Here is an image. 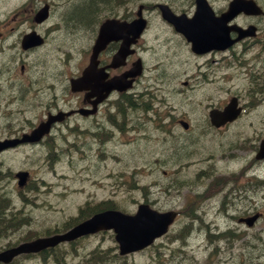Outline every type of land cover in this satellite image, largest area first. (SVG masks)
<instances>
[{"label":"rangeland","instance_id":"obj_1","mask_svg":"<svg viewBox=\"0 0 264 264\" xmlns=\"http://www.w3.org/2000/svg\"><path fill=\"white\" fill-rule=\"evenodd\" d=\"M139 1L136 0L131 4L133 9L136 8ZM106 3L102 2L101 4L104 10H108ZM96 17V13L89 17L90 25L88 24L89 22L86 25L80 23L81 29L78 31L74 28H69L64 32V37L62 38L68 39L67 47L63 48L62 46L61 49L42 51L39 54L34 51L29 55L23 53L20 55L19 64L24 63L28 67L27 71L33 77L36 85L41 82L45 86L48 80L53 78L51 90H54L57 96L66 94V100L60 102L58 109L61 107L73 108L79 100L78 94L67 91L65 85L69 81L67 78L70 75L78 74L81 66L87 61L89 51L85 50V41L88 37L82 29L89 30ZM69 23L71 22L69 21ZM144 40L146 45L140 54L144 58L147 70L144 77H150L148 82V91L151 94L149 101L153 107L162 112H167V107L171 106L172 117L163 115L152 116L151 123H148L146 128L134 126L130 129L131 127H123L122 125V128H118V130L113 129L112 142L114 146H111L112 151H107L104 155L98 153V155L93 156L90 152L87 154L88 156H85L84 152H80L82 145H84L85 137H83V134L75 132L66 137V126L56 129L53 127L54 129L50 131L51 138L55 137L56 143L60 147L67 146V153L62 154L60 161H56L53 167L46 162L45 145L43 146L42 144L34 147L23 146L0 154V159L5 162L2 166L4 171L17 168L29 169L33 173V177L43 178L44 180V183L39 184L40 190L28 193L31 198L35 199L33 204L28 203L25 206L30 214V217H27L29 224L20 227L17 231H8L7 234L0 235V247L19 237L22 231L23 233L27 231V227H31L35 232L44 233L43 231L61 225L71 219L70 217L76 215L79 203L89 197L103 199L109 195L113 199L118 198L119 203L115 200L116 206L132 211L135 210L138 202L145 201L146 197H148L153 201V204H158L163 206V208L174 206L179 212L168 233L149 248L128 255H120L113 234L110 233L111 231H105L88 236L81 243L82 247L80 245H75V247L64 246L56 254H48V261L52 262L50 264L56 261H63L65 264H88L86 256H88L89 251L95 246H100L106 251L105 256L108 259L102 264H264V244L263 246L258 244V239H261L259 234L264 237V233H262L264 230L261 228L264 225V218L252 228H247L241 238V235H237L233 239H225L226 234L221 239L215 235L206 237V232L209 234L228 229V224L231 225L230 229L233 233L237 234L240 230L242 231L243 226L237 223V216L245 214L252 202L259 197L262 185L260 178L253 179L251 183L242 186L236 197L229 198L230 202L236 199L247 200L245 206L242 205L236 210L234 209L238 202L233 205V208L229 205L219 207L216 205L219 198L212 202L210 198L203 197L205 196L203 193H198L200 205L204 209L201 211L202 208L197 207L198 213L195 214V217H199L198 219H190L187 216L192 202L187 201L186 194H195L202 191L205 183L207 184L208 182V178H205V180L201 179L192 187H183L181 185L176 188L160 186V180L164 182V178L161 170L158 169L168 168L172 172L168 175L169 178H175V174L183 177L182 173L184 172L185 175L190 172L196 174L194 170L196 165L193 164L187 167L184 164L185 161L181 162L183 165L178 167L180 172L177 173L174 165H168L167 162L162 165L152 163L155 162L153 158L159 157V155H164L165 160L168 154L176 155L179 145L185 142L195 144L201 154L209 151L215 152L214 158L218 160L217 167L219 169L216 173H224L236 169L240 164L251 158L252 152L249 147L238 148L235 152L239 157L232 161H227L226 158H223L221 153H227L230 148L227 144L236 140L235 135L232 132H220L207 128L205 126V117L199 113L200 107L194 104L195 101L190 98L187 99V97H179L176 94L177 89L184 87L182 81L186 80V75L191 74L186 65L182 63L183 61L180 63L181 57L186 56L184 52L180 48L177 53L168 51L167 54H164L156 49L157 46L154 45L156 40L152 35L145 36ZM13 75L14 73H11V76ZM19 85L27 86L25 81L20 82ZM29 91L31 89L26 90L23 94H27ZM47 103L48 100H46L42 92L26 98L23 103H19L9 95H7L6 99L0 98V106L2 105L3 108H11L12 110L17 108L19 112V114L16 113L17 117L31 121V125L37 123L45 115ZM107 107V105L103 106V108ZM179 117L190 119L191 130L183 129V127L176 124ZM70 118H68V121L71 122L69 125H76L80 132H82L80 128L85 126L90 128L92 126V122L88 120L82 121V126L79 128L77 120L80 118ZM98 118H101L100 114ZM255 118L254 114L248 115V120L251 121V124L246 127L241 125L243 131L240 132L241 137L239 140L246 146L249 145L250 140H256L258 135L264 133V130L254 133V128L250 127L257 124ZM248 120H245L246 124ZM16 123V121H8L6 128L1 133L5 135L6 132H14L17 129ZM19 123V127L23 128V130L30 128L27 123ZM154 123L160 126H156ZM154 127L157 128L156 131L153 133L147 132ZM170 128H173L172 132H170ZM119 129L125 131V135H122V138L127 139L130 137V139L143 140L147 147L142 146L141 143L119 142L118 139L121 138ZM61 130L64 131L61 132ZM139 130H143L145 133L139 132ZM83 133L85 134V132ZM87 137L91 140V136ZM164 139H168L165 145L162 143ZM105 149L106 147L103 148L104 152ZM146 154L151 156L150 161L146 158ZM105 155L109 157L107 158ZM102 159V163L97 162ZM149 167L152 168L150 169ZM263 171L264 166L261 167V173H264ZM251 172L252 170H249L247 175H252ZM188 177L196 178L193 175ZM129 182H131L130 189L127 190L126 186ZM0 187L6 190V194L12 202L18 207L21 206L19 196L12 189V181L10 179L0 180ZM219 187L228 189V191L234 189V186L223 183ZM234 214H236L235 217L233 216ZM185 222H190L192 229L189 230L190 235L186 237L185 245L179 247L181 242L173 240L176 238H172V233ZM245 235L247 239H255L254 242L250 244L244 242L245 239L243 238ZM162 246L167 247V250ZM178 247L181 252H174V256L171 258L170 253L172 252L168 253V251ZM21 261L22 264H43L38 259L30 261L23 259Z\"/></svg>","mask_w":264,"mask_h":264},{"label":"flooded vegetation","instance_id":"obj_2","mask_svg":"<svg viewBox=\"0 0 264 264\" xmlns=\"http://www.w3.org/2000/svg\"><path fill=\"white\" fill-rule=\"evenodd\" d=\"M68 1L70 0H0V98L6 99L9 95L19 103H23L26 98L42 92L48 100L44 117L49 112L57 111L60 102L66 100V94L57 96L54 90H51L53 78L48 80L45 86L41 82L36 85L33 77L27 71L28 67L24 63L19 64V61L22 53L29 55L36 51L39 54L49 49L67 47L68 39L62 38L64 32L69 28L78 31L81 29L80 23L86 25L89 22L88 18L85 22L76 20L77 22L69 23L75 6L86 0H77L72 4ZM134 1L136 0H97L98 3L96 2L97 4L95 3L92 7V11L94 10L97 17L89 30L82 29L88 37L85 41V50L89 53L87 61L81 66L79 73L73 75H79L81 82L80 89L73 92L78 94L79 100L77 103L75 102V107L70 108L74 109V113L69 115L80 118L78 119L79 128L82 126V121L90 120L92 122L90 128L87 126L80 128L85 132V134L83 133L85 138L81 152H84L85 155L90 152L92 156L98 155V153L104 155L107 151H112L111 146H114L112 142L113 129L118 130V128H122V125L131 127L130 129L134 126L146 128L148 123H151L152 116L172 117L171 106L167 107V112H162L153 107L149 101L151 94L148 91V82L150 77H144L147 70L144 58L140 54L146 45L145 36L149 34L156 40L154 45L157 46L158 52L177 53L181 48L186 55L181 57L180 63L183 61L182 63L186 65L191 74L186 75L187 81H182L184 87L176 90L177 96L187 97L195 102L204 99L207 101L209 110L224 107L230 102L232 96H236L237 103L241 107L239 116L232 122L227 121L219 126L209 124L212 125L211 129L220 132L234 129L236 132H241L243 130L241 125L246 127L251 124V121L248 120L247 124L237 123V121H240L242 116L254 114L258 123L250 127L254 128L255 133L262 132L264 130V0H140L141 13L145 19V28L140 37L131 39L132 35H129L128 30L114 29L116 36L119 34L127 36L128 54L125 61L117 66L109 65L112 54L123 42L122 38L111 36L105 40L103 48L97 55L96 75L92 76L90 72L84 71L88 66L89 54L103 20L106 18L125 21L134 19L136 11L131 6ZM102 2H107L108 10L102 8ZM41 7L46 8V12L42 16L38 13ZM88 24L90 25V22ZM135 60L140 63V73L130 77L132 81H127L115 88L108 87L106 96L100 100L96 99V92L102 86L107 85L112 77L129 69ZM182 72L184 73V71ZM11 73L14 75L11 76ZM70 77L71 75L67 79L69 80ZM191 80L193 81L191 82ZM22 81L26 82V87L19 85ZM65 88L70 91L68 81ZM29 89L31 91L23 94ZM238 104L237 106H239ZM104 105L108 107L103 108ZM16 111L17 108L12 110L0 106V139L20 135L24 130L19 127V122L27 123L30 126L31 121L18 118L16 113L19 114V112ZM99 114L101 118H98ZM10 120L17 122V129L13 128L15 131L12 134L6 132L3 135L1 131L6 128V124ZM177 120L176 124L182 127L179 123L182 117ZM68 124L71 122L68 121ZM154 125L160 126L156 123ZM190 126L192 128V125H189L187 129L191 130ZM119 130L121 134L119 142L139 141V139H130V137L122 138L125 131ZM156 130L157 128L154 127L147 132L153 133ZM172 131L173 128H170V132ZM139 132L145 133L143 130H139ZM87 136H91V140ZM263 137L264 133L258 135L257 147ZM167 140H162V143L165 145ZM140 142L144 143L143 140ZM232 142L225 156L230 161L237 157L234 150L245 146L241 143L234 147L235 141ZM255 142V140H251L249 143ZM21 146L22 144L18 145V147ZM144 146H146L145 143ZM105 147L104 152L103 148ZM13 149H3L0 154ZM194 152L198 153V147L185 142L179 145L175 156L178 155L179 159L183 154H193ZM146 156L150 161L151 156L148 154ZM153 160L155 162L152 163L155 164L163 163L165 157L159 155ZM195 161L196 159L191 158L187 162ZM262 166H264V162L261 164L258 161L253 164L249 162L252 175L260 178L262 184L260 198L255 199L257 203L251 204L249 211H259L260 220L264 218ZM246 168L245 164L226 172V174H230L226 185L234 186L232 191L225 188L215 190L214 187L211 188L207 185L205 192L208 198L213 200L219 198L216 202L219 207L228 205L233 207L236 202L238 203L235 209H239L242 205L245 206L246 199H236L230 202L229 198L237 196L243 185L241 179L245 182L246 179H256L254 177L247 178ZM222 197H225V203H223ZM228 226L231 225L228 224ZM261 228L264 230V225ZM242 232L239 231L240 234H243ZM259 237L264 239L261 234Z\"/></svg>","mask_w":264,"mask_h":264},{"label":"water","instance_id":"obj_3","mask_svg":"<svg viewBox=\"0 0 264 264\" xmlns=\"http://www.w3.org/2000/svg\"><path fill=\"white\" fill-rule=\"evenodd\" d=\"M173 216L174 213L171 211L156 212L145 204L139 205L135 215L125 214L117 210H107L94 215L64 234L36 238L30 242L3 250L0 252V260H9L17 252L37 250L46 245L54 244L61 238L76 236L82 232L109 226H114L115 228L116 238L120 243V251H130L144 246L154 236L165 231L167 224L172 220Z\"/></svg>","mask_w":264,"mask_h":264},{"label":"trees","instance_id":"obj_4","mask_svg":"<svg viewBox=\"0 0 264 264\" xmlns=\"http://www.w3.org/2000/svg\"><path fill=\"white\" fill-rule=\"evenodd\" d=\"M95 3H96L95 0H86V2L83 3V6L85 8L88 7V9L87 8L84 9L83 6H77V8L73 10L74 12L71 13L72 15L70 16L69 21L77 22L76 20H80L82 22H85L86 20H88L89 16L92 13L91 12L92 5L94 6ZM86 15L87 17L85 18ZM8 203H9L8 197H5V195L1 194L0 195V234H3L8 228L11 229L13 228V230H17V227L29 222L27 220V216L23 215L21 218L19 216V212L13 210L8 211L6 209Z\"/></svg>","mask_w":264,"mask_h":264},{"label":"bare ground","instance_id":"obj_5","mask_svg":"<svg viewBox=\"0 0 264 264\" xmlns=\"http://www.w3.org/2000/svg\"><path fill=\"white\" fill-rule=\"evenodd\" d=\"M76 1H77V0H75V1H74V0H70V1H68V2H70V4H72V3L76 2ZM98 1H99V0H98ZM65 2H66V1H65ZM85 2H86V1H85ZM96 2H97V0H96ZM66 3H67V2H66ZM83 3H84V2H83ZM83 3H80V4H78L77 6H83ZM97 3H98V2H97ZM97 3H96V4H97ZM86 5H87V4H86ZM94 5H95V4H94ZM77 6H75V8H77ZM98 6H99V5H98ZM98 6H97V7H98ZM90 7H91V6H90ZM92 7H93V5H92ZM97 7H96V8H97ZM75 8H74V9H75ZM83 8H84V9H86V8L88 9V7L85 8L84 6H83ZM92 9H93V8H92ZM94 9H95V8H94ZM97 9H98V8H97ZM75 11H76V10H75ZM79 11H80V10H79ZM88 11H89V10H88ZM91 12H92V13H91L90 16H92V14L95 13L94 10L91 11ZM85 13H86V12H85ZM90 16H89V17H90ZM86 17H87V15L85 16V18H86ZM46 131H47V133H50L51 128H50V127H47V128H46ZM144 196H145V195H144ZM223 203H224V202H223ZM219 221H220V220H219ZM202 229H203V228H202Z\"/></svg>","mask_w":264,"mask_h":264}]
</instances>
